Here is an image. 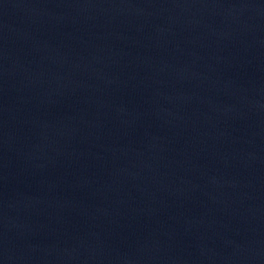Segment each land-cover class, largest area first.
<instances>
[{
  "label": "water",
  "instance_id": "obj_1",
  "mask_svg": "<svg viewBox=\"0 0 264 264\" xmlns=\"http://www.w3.org/2000/svg\"><path fill=\"white\" fill-rule=\"evenodd\" d=\"M0 264H264V0H0Z\"/></svg>",
  "mask_w": 264,
  "mask_h": 264
}]
</instances>
